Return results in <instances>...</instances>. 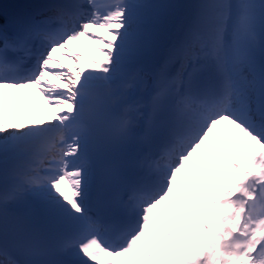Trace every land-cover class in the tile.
I'll return each mask as SVG.
<instances>
[{"label":"snow or ice","instance_id":"obj_1","mask_svg":"<svg viewBox=\"0 0 264 264\" xmlns=\"http://www.w3.org/2000/svg\"><path fill=\"white\" fill-rule=\"evenodd\" d=\"M49 3L0 19V264H264V0L192 3L170 41L169 0ZM29 89L46 119L11 117Z\"/></svg>","mask_w":264,"mask_h":264},{"label":"bare ground","instance_id":"obj_2","mask_svg":"<svg viewBox=\"0 0 264 264\" xmlns=\"http://www.w3.org/2000/svg\"><path fill=\"white\" fill-rule=\"evenodd\" d=\"M96 1V0H95ZM168 13H171V9H170V11L168 12ZM94 31H96V34H97V36H99V34H101V30H94ZM100 37V36H99ZM102 38H105V35H103L102 36ZM90 45H94V43H89ZM24 94H26L27 96H31V97H33V98H39V99H41L40 98V95L38 94V95H35V94H33L30 90H24ZM48 115V114H47ZM68 137H67V135L65 136V139H67Z\"/></svg>","mask_w":264,"mask_h":264},{"label":"rangeland","instance_id":"obj_3","mask_svg":"<svg viewBox=\"0 0 264 264\" xmlns=\"http://www.w3.org/2000/svg\"><path fill=\"white\" fill-rule=\"evenodd\" d=\"M59 57V60L61 59V57L60 56H58ZM58 59V58H57Z\"/></svg>","mask_w":264,"mask_h":264}]
</instances>
